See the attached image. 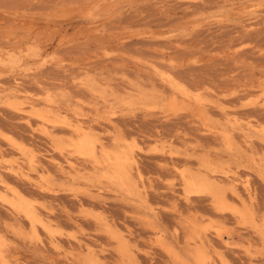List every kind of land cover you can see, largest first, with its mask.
Returning <instances> with one entry per match:
<instances>
[{
	"label": "rangeland",
	"instance_id": "1",
	"mask_svg": "<svg viewBox=\"0 0 264 264\" xmlns=\"http://www.w3.org/2000/svg\"><path fill=\"white\" fill-rule=\"evenodd\" d=\"M0 171V264H264V0H0Z\"/></svg>",
	"mask_w": 264,
	"mask_h": 264
},
{
	"label": "bare ground",
	"instance_id": "2",
	"mask_svg": "<svg viewBox=\"0 0 264 264\" xmlns=\"http://www.w3.org/2000/svg\"><path fill=\"white\" fill-rule=\"evenodd\" d=\"M255 92V91H254ZM179 95V94H178ZM85 128V127H84ZM245 128V127H244ZM55 129V128H54ZM69 131V130H68ZM79 134V137L76 138L73 143H70L69 145L74 148L75 151L78 153L88 155V156H94L95 152V142L91 139V136L85 133ZM207 135V134H206ZM95 143V144H94ZM216 144V143H215ZM100 145V144H99ZM257 146V145H256ZM106 147V146H105ZM107 148V147H106ZM101 149V148H100ZM260 149V148H259ZM99 151V150H98ZM97 156V155H96ZM104 157L108 161V165L110 166L113 177L117 179V181H121L124 179H127V167H128V161L127 156L125 154H122L121 152L114 151L113 153H105ZM89 160V159H88ZM77 162V161H76ZM130 166V165H129ZM80 169V168H79ZM1 172V171H0ZM2 173V172H1ZM4 177V176H3ZM230 177V176H229ZM225 179V178H224ZM238 179V178H237ZM133 182V181H132ZM185 182V181H184ZM249 183V182H248ZM125 185V184H123ZM239 186V184H238ZM237 188V187H236ZM94 190V189H93ZM199 191H208L210 192L213 197L216 198L217 202L224 203L223 197L221 196L219 190L211 185L210 183H204V181H201V179L195 177L188 183L187 192H199ZM202 192V193H203ZM240 192V191H239ZM45 193V192H44ZM241 193V192H240ZM258 193V192H257ZM43 194V192H42ZM251 194V193H250ZM245 195V194H244ZM245 197V196H244ZM197 198V197H196ZM228 199V198H227ZM235 199V198H234ZM246 199V198H245ZM257 199V198H256ZM237 200V199H236ZM247 200V199H246ZM198 201V200H197ZM13 206L17 209L21 208L19 203H16V201H13ZM82 202V201H81ZM200 202V201H199ZM239 202V201H238ZM242 204V203H241ZM218 205V204H217ZM220 207V205H218ZM236 206V205H235ZM8 207V206H7ZM230 209V208H228ZM20 211V210H19ZM233 211V210H232ZM15 213V212H14ZM42 213V212H41ZM50 215V214H49ZM11 216V215H10ZM34 216V215H33ZM51 217V216H50ZM243 217V215H241ZM244 217L242 218V220ZM250 219V218H249ZM248 219V220H249ZM35 220V219H34ZM252 220V218H251ZM58 221V220H57ZM245 220H243L244 222ZM247 221V220H246ZM116 223V222H115ZM119 227V226H118ZM39 232V231H38ZM119 235V234H118ZM117 235V236H118ZM126 235V234H125ZM56 237V236H55ZM119 237V236H118ZM131 238V237H130ZM200 238V237H198ZM120 240V239H119ZM204 240V239H203ZM123 241V239H122ZM56 243V242H55ZM72 243V242H71ZM245 243V241H244ZM47 244V243H46ZM80 244V243H79ZM77 248V247H76ZM58 249V248H57ZM85 250V249H84ZM99 256V255H98ZM204 259V255H199V260L202 261ZM16 260V259H15ZM16 262V261H15ZM14 264V263H13ZM17 264V263H16Z\"/></svg>",
	"mask_w": 264,
	"mask_h": 264
}]
</instances>
